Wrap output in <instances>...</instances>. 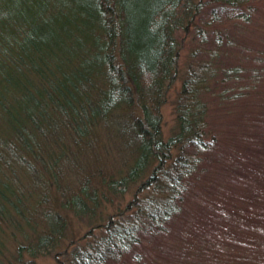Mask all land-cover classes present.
Returning a JSON list of instances; mask_svg holds the SVG:
<instances>
[{"label": "trees", "instance_id": "1", "mask_svg": "<svg viewBox=\"0 0 264 264\" xmlns=\"http://www.w3.org/2000/svg\"><path fill=\"white\" fill-rule=\"evenodd\" d=\"M258 16L254 0H0V264L51 252L67 264L144 263L163 238L204 228L220 248L208 255L194 233L198 261L264 264V33L252 54L242 27ZM189 27L203 52L192 51L164 136L161 106ZM99 124L124 133L121 167L52 204L42 188L60 162L76 161L66 138L80 147ZM219 198L253 199L255 222L225 221ZM71 216L90 230L58 251ZM222 219L231 233L218 232Z\"/></svg>", "mask_w": 264, "mask_h": 264}, {"label": "rangeland", "instance_id": "2", "mask_svg": "<svg viewBox=\"0 0 264 264\" xmlns=\"http://www.w3.org/2000/svg\"><path fill=\"white\" fill-rule=\"evenodd\" d=\"M257 4V12L259 14L258 16V22L253 24H244L242 27H245L247 30L244 31V39L246 41V45L244 47H250L249 50H252V54L254 53V50L257 49V39L255 37H258L264 33V0H254ZM244 29V28H243ZM252 29H255L252 32ZM190 27L185 31L179 32V39L181 40L183 47L181 49L180 53V63H179V71L178 75L176 76L175 80L170 84L168 90H167V97L165 102L161 106V114H162V124L161 129L164 134V136L168 135L172 129V126L174 124V114H173V100L176 94L177 89L180 86V77L183 74L187 62L189 60H195L196 58H192V51L199 47L196 50L200 53L202 46L200 44L197 45L196 39L193 35V29L189 32ZM248 38V39H247ZM256 39L254 42L253 39ZM262 40L263 38H259ZM264 41V39H263ZM203 51H201L202 53ZM200 53V54H201ZM256 107V106H253ZM113 126V125H112ZM103 124H99L92 131L89 133V139L84 142L80 147L75 146L73 144L72 139L70 138L69 133L63 132L64 136H68L65 140V144L68 145V147L73 151L77 153L76 161H72L71 163L67 162L66 164L61 162L56 167V176L52 180H47L44 187L42 188V191L44 194L49 195L50 202L54 205L57 204V201H54L61 198L63 194L66 195L69 194L70 191H77L79 186L82 182L87 180H95L93 177L94 173H97L102 171L103 174L108 172H115L116 168L118 169L121 167V162H119L120 158H122V154L126 152V148H123L121 153L119 154V148L118 147H125L127 144V139L124 135V133H119L115 131L112 134H109L107 130L104 129ZM113 128V127H112ZM117 128V127H115ZM114 128V129H115ZM113 129V130H114ZM51 133L53 136L58 135V129L51 130ZM124 152V153H123ZM248 154V152H247ZM75 155V153H74ZM124 166L121 168L123 169ZM90 178V179H89ZM58 182L59 186H55L54 184ZM138 182L134 185L130 186L122 196L116 195L114 197L113 203L110 205H106L105 208H103V211L101 212L102 216L99 221H101V224L105 223L107 218L109 216H112L114 219L118 218L115 215L116 208L121 207L124 208L128 203H130V200L134 198V193L137 189ZM37 189V188H36ZM38 192V189H37ZM222 199L224 203L223 208L221 207V213L222 218L226 220H233V221H240L242 217H246L247 220L241 222L247 225L248 220L254 221V212L256 211L255 205L253 199H246L244 203L236 204L233 202V200L229 202H225L224 198ZM221 204L220 202L218 203ZM220 213V214H221ZM243 213L244 215H241ZM241 215V216H240ZM98 217V216H97ZM251 218V219H249ZM97 219V218H96ZM216 220L218 222L217 228H219L218 232H222L221 234H224L226 232L231 233V226H228L224 222V220ZM252 222V223H253ZM236 225V224H235ZM205 229V228H204ZM202 230L203 233L199 234L197 230L189 231L188 233L183 232L181 234H175L170 235L161 241L162 248L161 250H164L163 252H159L160 250L152 249L147 254L144 260L145 264H204V261H198L195 258V250L197 249L199 252H202L199 248L202 246H205L206 249L205 252H207L208 255H212L215 253V251L220 248L218 246V237L213 235L210 237L207 231ZM90 230V223L87 222L86 219H79L76 216H71L68 219V228L66 231V236L63 241V243L58 247V251L62 248H68L71 249L72 245H68L69 242L73 239H76L78 237L84 236L88 231ZM94 232L99 233L100 229L94 230ZM196 233L199 234L200 238L204 235L206 240H204V243L202 246H200L197 242L196 236L194 235ZM233 233L236 235V229L233 227ZM214 238V239H211ZM225 239H228V233L223 237ZM4 241V251L7 252L6 256L8 259H10L11 253L14 250V244L10 238H3ZM81 242L84 241L83 238L80 239ZM258 244V243H257ZM193 247V248H192ZM228 250H232L226 245ZM253 250V248H252ZM236 251V248L233 249V252ZM249 253L250 250H248ZM57 252V251H56ZM66 253V252H65ZM257 254L256 251L253 252V255ZM258 255V254H257ZM207 256V255H206ZM67 254H58L56 255L54 252H51L46 255L39 256L36 259V264H67ZM211 262V261H210ZM233 262V261H232ZM142 262L136 263V264H144ZM115 264H134V263H115Z\"/></svg>", "mask_w": 264, "mask_h": 264}]
</instances>
